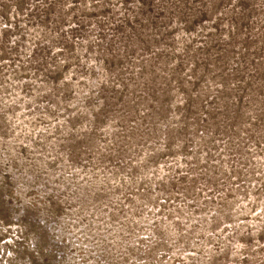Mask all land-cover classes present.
<instances>
[{
	"label": "rangeland",
	"instance_id": "1",
	"mask_svg": "<svg viewBox=\"0 0 264 264\" xmlns=\"http://www.w3.org/2000/svg\"><path fill=\"white\" fill-rule=\"evenodd\" d=\"M0 264H264V0H0Z\"/></svg>",
	"mask_w": 264,
	"mask_h": 264
},
{
	"label": "trees",
	"instance_id": "2",
	"mask_svg": "<svg viewBox=\"0 0 264 264\" xmlns=\"http://www.w3.org/2000/svg\"><path fill=\"white\" fill-rule=\"evenodd\" d=\"M143 3L144 2H151V0H141ZM202 17H200V19H201ZM29 261L31 262V263H35V256L33 255V252H30V257H29Z\"/></svg>",
	"mask_w": 264,
	"mask_h": 264
}]
</instances>
